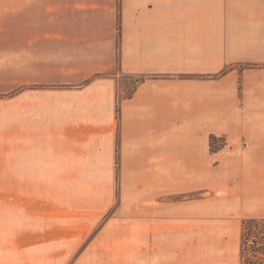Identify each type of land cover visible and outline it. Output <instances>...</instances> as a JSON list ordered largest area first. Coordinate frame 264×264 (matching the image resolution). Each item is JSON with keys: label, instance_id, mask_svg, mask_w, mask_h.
<instances>
[{"label": "crops", "instance_id": "obj_1", "mask_svg": "<svg viewBox=\"0 0 264 264\" xmlns=\"http://www.w3.org/2000/svg\"><path fill=\"white\" fill-rule=\"evenodd\" d=\"M0 40V69L17 74L0 99L16 114L10 128L0 111L1 184L161 201L147 216L163 253L203 204L235 226L264 219V0H0ZM115 74L136 79L129 96Z\"/></svg>", "mask_w": 264, "mask_h": 264}, {"label": "rangeland", "instance_id": "obj_2", "mask_svg": "<svg viewBox=\"0 0 264 264\" xmlns=\"http://www.w3.org/2000/svg\"><path fill=\"white\" fill-rule=\"evenodd\" d=\"M6 69H0V92L6 87L12 91L0 93V99L17 93L16 67ZM115 76L121 95L127 97L136 79ZM2 109L10 116V128L16 127L15 111ZM10 143L16 146V138ZM224 144L223 139L213 141V149ZM12 153L7 155L11 178L17 173V155ZM6 164L0 153V264L20 260L23 264H159L161 257H178L179 264H236L232 257H237L241 224L235 226L234 220L217 216L216 205L203 204L199 216L183 218L179 224L186 232L178 239L179 248L163 253L161 245L166 238L159 225L162 219L147 216L151 210L161 209V201L159 207H153L154 203L130 200L129 192L120 185L111 187L105 205L97 201L98 187L1 184L8 177ZM74 191H83L81 195L91 200L82 202ZM102 191L106 198V191ZM222 209L225 213L224 206ZM34 244L48 246L35 249Z\"/></svg>", "mask_w": 264, "mask_h": 264}, {"label": "trees", "instance_id": "obj_3", "mask_svg": "<svg viewBox=\"0 0 264 264\" xmlns=\"http://www.w3.org/2000/svg\"><path fill=\"white\" fill-rule=\"evenodd\" d=\"M136 82L130 94L135 89ZM238 250L239 264H264V219H244L241 222Z\"/></svg>", "mask_w": 264, "mask_h": 264}]
</instances>
